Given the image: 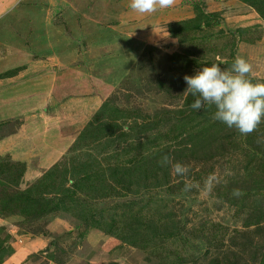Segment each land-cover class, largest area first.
<instances>
[{
	"label": "rangeland",
	"instance_id": "rangeland-1",
	"mask_svg": "<svg viewBox=\"0 0 264 264\" xmlns=\"http://www.w3.org/2000/svg\"><path fill=\"white\" fill-rule=\"evenodd\" d=\"M128 5L0 0V264H260L264 118L192 110L184 77L264 83V0Z\"/></svg>",
	"mask_w": 264,
	"mask_h": 264
},
{
	"label": "clouds",
	"instance_id": "clouds-1",
	"mask_svg": "<svg viewBox=\"0 0 264 264\" xmlns=\"http://www.w3.org/2000/svg\"><path fill=\"white\" fill-rule=\"evenodd\" d=\"M174 0H129V8L140 15L152 14L171 7ZM252 65L243 57H236L230 69L220 63L200 67L193 75H186V91L194 97L190 108L194 111L215 107L214 119L247 135L255 130L264 118V83H253L250 78ZM170 162L164 155L161 164ZM177 176H184L188 169L182 163L172 165ZM211 186V185H210ZM192 185H185L188 190ZM234 196L242 195L239 189Z\"/></svg>",
	"mask_w": 264,
	"mask_h": 264
},
{
	"label": "trees",
	"instance_id": "trees-1",
	"mask_svg": "<svg viewBox=\"0 0 264 264\" xmlns=\"http://www.w3.org/2000/svg\"><path fill=\"white\" fill-rule=\"evenodd\" d=\"M260 264H264V254H263V257H262V259H261Z\"/></svg>",
	"mask_w": 264,
	"mask_h": 264
}]
</instances>
